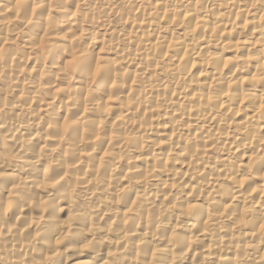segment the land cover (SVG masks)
<instances>
[{"label":"clouds","instance_id":"clouds-1","mask_svg":"<svg viewBox=\"0 0 264 264\" xmlns=\"http://www.w3.org/2000/svg\"><path fill=\"white\" fill-rule=\"evenodd\" d=\"M0 264H264V0H0Z\"/></svg>","mask_w":264,"mask_h":264}]
</instances>
